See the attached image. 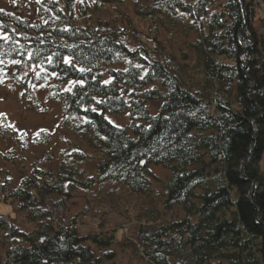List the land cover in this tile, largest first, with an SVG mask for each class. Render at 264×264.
<instances>
[{"label": "trees", "instance_id": "1", "mask_svg": "<svg viewBox=\"0 0 264 264\" xmlns=\"http://www.w3.org/2000/svg\"><path fill=\"white\" fill-rule=\"evenodd\" d=\"M121 1L0 6V36L10 37L0 39L2 68L24 84L43 85L52 72L62 85L84 81L55 93L75 136L45 151V165L0 182V233L10 240L4 264L114 261V235L82 233L69 215L74 191L102 182L138 196L161 193L164 208L181 209L140 229L148 264H264V0H131L147 22L146 39L129 18L123 26L75 22ZM163 34L182 42L173 49ZM107 111L131 124H113ZM15 133L26 148L29 136ZM36 135L52 142L45 130ZM79 161L94 163L96 173ZM156 165L170 171L166 181Z\"/></svg>", "mask_w": 264, "mask_h": 264}, {"label": "rangeland", "instance_id": "2", "mask_svg": "<svg viewBox=\"0 0 264 264\" xmlns=\"http://www.w3.org/2000/svg\"><path fill=\"white\" fill-rule=\"evenodd\" d=\"M0 6L9 8L8 0H0ZM264 15V13H261ZM142 31V37L146 39L149 33L147 22L140 19L135 12L131 0H123L115 4H106L92 8L88 16H77L78 25L84 24L87 19L96 24L98 19L110 25L123 26L127 19ZM179 37V36H178ZM163 44L173 45V49L182 42L178 38V44L173 40L167 41L166 36L160 37ZM184 41V39H183ZM56 73V72H55ZM57 75L43 85L24 84L18 79L12 68L0 66V116L4 115L10 124L19 132H25L29 136V145L20 142V137L15 130L9 129L4 119L0 120V182L5 178L19 179L21 175L28 173L36 162L41 165V159L45 151H57L64 147L65 142L61 137H72L75 134L65 124L63 104L55 95L59 85L61 90L72 88L70 81L67 85L58 82ZM32 89L34 96L29 95ZM151 112L156 113L155 104L151 105ZM106 117L115 125L127 128L131 119L126 114L106 112ZM45 130L51 136L48 144H41V137L37 131ZM74 138V137H73ZM90 173L95 174L96 168L91 161H79ZM84 162V163H83ZM36 163V164H37ZM156 174L161 175L165 181L169 178L170 171L162 166H153ZM15 181L12 185H15ZM154 188L162 189V184L155 182ZM163 195L152 192L138 196L118 183H95L90 189H77L69 203V215L75 218V223L82 233L105 232L114 235L115 259L104 264H148L143 253L144 243L139 239V231L142 227L155 224L161 220L173 219L182 216L180 208L175 206L167 210L163 206ZM4 212H10L6 204H2ZM32 228V226H29ZM7 241V242H6ZM10 246V240H6L4 233H0V264L6 260V248Z\"/></svg>", "mask_w": 264, "mask_h": 264}, {"label": "snow or ice", "instance_id": "3", "mask_svg": "<svg viewBox=\"0 0 264 264\" xmlns=\"http://www.w3.org/2000/svg\"><path fill=\"white\" fill-rule=\"evenodd\" d=\"M2 11H4L2 8H0V12H2ZM0 39H10V37L7 35V34H4V35H2V36H0ZM17 43H19V42H17ZM31 53H29V59H31ZM48 63H52L53 61H52V59H51V57H49L48 58V61H47ZM13 63H21L20 61H13ZM64 63H66V64H72L73 63V61L71 60V58H66L65 60H64ZM29 67H35V66H29ZM136 67L137 68H139V67H141V65H136ZM81 72H84L85 71V69L84 68H80L79 69ZM40 72H45L46 73V69H44L42 66H41V68H40V71H37L36 72V75L39 77L40 76ZM51 75H57V73H55V72H52L51 73ZM141 78H143V77H141ZM73 85H76V84H80V85H83L84 84V81L83 80H79V81H72L71 82ZM111 83V80H105L104 81V84H110ZM67 91H72V88H68V89H66Z\"/></svg>", "mask_w": 264, "mask_h": 264}]
</instances>
